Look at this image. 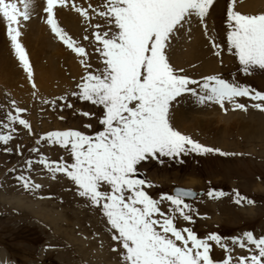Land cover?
Returning a JSON list of instances; mask_svg holds the SVG:
<instances>
[{"label": "snow or ice", "instance_id": "snow-or-ice-1", "mask_svg": "<svg viewBox=\"0 0 264 264\" xmlns=\"http://www.w3.org/2000/svg\"><path fill=\"white\" fill-rule=\"evenodd\" d=\"M235 4L236 0H228L226 37L221 44L207 23L214 0H102L98 6L76 0L43 2L45 23L54 37L79 57L83 75L75 90L42 102L53 110L74 109L70 97L97 106L99 115L82 109H74L73 114L94 117L98 127L84 123L79 128L43 132L25 157L22 145L8 146L18 138L17 126L33 134L31 123L21 115L27 109L13 99L0 104V146L5 153L21 155L22 170L16 180L26 190L42 188L29 174L34 165L41 166L51 179L58 174L66 177L76 194L105 219L115 242L111 250H119L121 264H264V234L246 230L230 237L215 231L198 235L191 225L199 213L189 202L198 193L176 186L171 192L154 195L150 190L157 185L140 167L149 160L163 164L165 157L178 160L188 154H239L194 139L173 121L172 110L187 95L197 104L215 103L225 111L226 104L246 111L249 105L239 98H248L251 107L264 111V91L241 83L235 73L231 78L219 72L193 78L175 67L170 58L174 41L190 34L198 24L213 55L221 57L226 48L238 61L237 72L249 75L264 70V11L244 13ZM37 6V0H0V21L34 90L33 68L21 38ZM58 8H70L80 15L87 25L82 40L93 46L100 67H93L85 44L61 26ZM94 17L104 24L92 23ZM88 29H92L90 34ZM42 142L59 146L69 158L51 159L41 151ZM9 171L16 172V166ZM233 193L236 204L254 203L236 189ZM206 194L220 198L227 193L209 187ZM214 246L223 250L221 259L213 257ZM237 248L247 254H235ZM0 264L12 262L0 256Z\"/></svg>", "mask_w": 264, "mask_h": 264}, {"label": "rangeland", "instance_id": "rangeland-1", "mask_svg": "<svg viewBox=\"0 0 264 264\" xmlns=\"http://www.w3.org/2000/svg\"><path fill=\"white\" fill-rule=\"evenodd\" d=\"M43 1L39 3L40 7L37 6L36 14L27 22L21 38L32 64L35 90L17 60L7 39L6 28L0 21V104L7 105L9 100L14 99L20 107L27 109L21 115L31 123L33 134L30 135L22 126H17L18 138L8 145L13 148L17 144L22 145L25 157L28 155L27 149L34 146L36 138L43 132L68 127L79 128L84 123L98 127L94 117L74 115V109L100 114L97 106L71 97L74 109L53 110L50 104L42 102L75 90V84L83 75L79 57L57 40L45 23L41 12ZM88 2L94 6L102 4V0L82 1L85 6ZM227 3L228 0H214L207 18L209 32L214 29L221 44H224L226 37ZM235 7L241 12L255 14L264 11V0H236ZM57 10H60L57 16L61 26L85 44L93 67H100L101 63L93 46L82 40L87 25L82 22L79 14L70 8ZM61 13H65L64 17ZM92 23L103 25L104 21L94 17ZM91 31L92 29H88V34ZM170 58L175 67L183 68L193 78L198 79L215 72L231 78L235 73L241 83L264 91V70L256 69L249 75L237 72L238 61L227 53L226 48L221 57L213 55L208 38L198 24L194 25L190 34L174 41ZM221 59L223 64L220 63ZM239 102L249 105L246 111L233 109L229 104L225 105L227 111L215 103L197 104L194 98L186 95L172 110L173 121L194 139L226 152L239 153L238 155L188 154L178 160L165 157L163 164L149 160L140 166L157 185L150 190L154 195L171 192L176 186L204 191L203 195L189 199L199 213L194 216L195 222L191 226L200 236L213 231L225 237L238 235L246 230H251L256 235L264 234V123L258 121L264 118V111L251 107L253 102L248 98H239ZM61 116L64 117L63 120L59 118ZM2 117L3 111L0 110V118ZM243 124L253 127L248 131L241 127ZM259 124L263 131L258 130ZM40 147L51 159H58L60 156L69 158L59 146L49 147L42 142ZM20 163V154L15 151L5 153L3 146H0V250L4 248L7 251L12 264H121L119 250H111L115 242L111 240L106 221L99 210L88 206L76 194L74 185L66 177L58 174L56 179H51L39 165H34L29 174L42 188L26 190L16 180L22 170ZM13 166H16V172L9 171ZM209 187L223 190L227 194L220 198H209L206 194ZM233 189L252 199L254 203L236 204ZM235 254L247 253L237 248ZM212 255L215 259H221L224 252L214 246Z\"/></svg>", "mask_w": 264, "mask_h": 264}, {"label": "bare ground", "instance_id": "bare-ground-1", "mask_svg": "<svg viewBox=\"0 0 264 264\" xmlns=\"http://www.w3.org/2000/svg\"><path fill=\"white\" fill-rule=\"evenodd\" d=\"M83 1V0H82ZM82 1L80 0V2L82 3ZM44 2V1H43ZM39 3H42V0H37V5H39L38 7H40V4ZM78 3H79V0H78ZM82 4H84V3H82ZM43 5V4H42ZM37 7V8H38ZM42 8V7H41ZM64 10V9H63ZM39 12H40V10H38ZM38 11H37V13H38ZM60 11V10H59ZM58 10H57V12H59ZM42 12V11H41ZM65 12H66V10H65ZM68 12V11H67ZM39 14V13H38ZM60 14V13H59ZM63 14V15H62ZM64 14L65 13H61V16H63L64 17ZM72 15V14H71ZM38 16V15H37ZM65 16H67V14L65 15ZM70 16V15H69ZM80 16V15H79ZM39 17V16H38ZM75 17V16H74ZM67 18V17H66ZM68 19V18H67ZM34 20H36L35 18H34ZM70 20H72V18L70 19ZM37 21V20H36ZM69 21V20H68ZM72 22V21H71ZM30 25H32V24H30ZM34 25V24H33ZM67 25V24H66ZM34 26H37V24L36 25H34ZM43 28V27H42ZM37 29H38V27H37ZM40 29V28H39ZM42 30V29H41ZM50 30V29H49ZM43 32V31H42ZM39 33H40V31H39ZM46 33H48V32H46ZM46 33H45V35H46ZM50 33V32H49ZM42 34V33H41ZM44 34V33H43ZM42 34V35H43ZM47 35H49V34H47ZM52 35V34H51ZM205 35V34H204ZM37 36V35H36ZM39 37L41 36V35H38ZM43 38V37H42ZM46 38V37H45ZM48 38V37H47ZM49 38H51L50 36H49ZM38 40V39H37ZM44 41V40H43ZM50 41V40H49ZM52 42V41H51ZM48 44V43H47ZM53 44V43H52ZM56 45V44H55ZM198 46L200 47V45H199V43H198ZM197 46V47H198ZM52 47V46H51ZM198 47V48H199ZM56 48V47H55ZM53 49V48H52ZM51 49V50H52ZM200 49V48H199ZM52 52H54V51H52ZM59 52V51H58ZM61 53V52H60ZM53 54V53H52ZM51 54V55H52ZM56 56V55H55ZM54 56V57H55ZM60 56V55H59ZM69 56V55H68ZM57 58V57H56ZM54 61V60H53ZM53 61H52V63H53ZM56 63V62H55ZM57 64V63H56ZM52 66V65H51ZM51 68V67H50ZM56 68H58V66L56 67ZM59 69V68H58ZM58 71V70H57ZM51 72V71H50ZM52 74H53V72H52ZM178 116V115H177ZM260 116V115H259ZM261 117V116H260ZM203 119V118H202ZM201 119V121H203L204 119H206V118H204L203 120ZM241 119V118H240ZM258 119H259V117H258ZM261 119V120H260ZM258 121L259 122H261V123H264V118L262 117V118H260ZM257 120V119H256ZM194 122V121H193ZM258 125V124H257ZM262 125V124H261ZM229 126V125H228ZM241 127L243 128V129H247L248 131H250L251 130V128L253 127H251L250 125H245V124H243V125H241ZM257 128H258V130H262L261 128H260V124H259V126H257ZM263 131V130H262ZM260 132V131H259ZM16 200H18V199H16ZM20 200V199H19ZM21 201V200H20ZM19 201V202H20ZM23 201V200H22ZM40 204V203H39ZM27 205V204H26ZM31 205V204H30ZM31 207V206H30ZM34 207V206H33ZM40 207V206H39ZM40 209V208H39ZM38 209V210H39ZM33 210V209H32ZM48 210V209H47ZM87 211V210H86ZM43 212H45V210L43 211ZM50 211H48V213H49ZM54 212H56V211H54ZM52 213H53V211H52ZM41 216V215H40ZM54 217H57V216H54ZM58 218V217H57ZM66 220V219H65ZM67 221V220H66ZM58 223V222H57ZM62 223V222H61ZM60 225V224H59ZM57 226V225H56ZM54 227V226H53ZM60 227V226H59ZM55 228V227H54ZM59 230V229H58ZM61 231H62V229H61ZM66 233V232H65ZM68 233L69 232H67V236H68ZM71 235V234H70ZM69 237H71V236H69ZM70 240V239H69ZM85 241V240H84ZM81 243V242H80ZM84 243V242H83ZM86 243V242H85ZM86 245V244H85ZM100 251V250H99ZM102 251V250H101ZM104 253V252H103ZM103 253H102V255H103ZM100 254V253H99ZM0 256H3L4 258H6V259H8L9 260V255H8V253H7V251L4 249V248H2L1 250H0Z\"/></svg>", "mask_w": 264, "mask_h": 264}, {"label": "water", "instance_id": "water-1", "mask_svg": "<svg viewBox=\"0 0 264 264\" xmlns=\"http://www.w3.org/2000/svg\"><path fill=\"white\" fill-rule=\"evenodd\" d=\"M186 188H188V187H186ZM193 190H195V189H193ZM195 191L198 193L197 196H200V193H203L204 192L203 190H195ZM189 199H192V198H189Z\"/></svg>", "mask_w": 264, "mask_h": 264}]
</instances>
